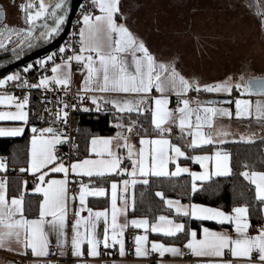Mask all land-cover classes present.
<instances>
[{
	"label": "snow or ice",
	"instance_id": "1",
	"mask_svg": "<svg viewBox=\"0 0 264 264\" xmlns=\"http://www.w3.org/2000/svg\"><path fill=\"white\" fill-rule=\"evenodd\" d=\"M249 6L256 8L264 30V3ZM138 7L126 6L125 0H85L76 22L78 30L69 34V41L59 47L58 53L35 62L44 71H48L51 62V75L40 74L37 83H30L26 74L35 65L29 63L21 71L0 77V106L9 109L0 111V121L22 122L14 127L0 126V137L21 136L30 117V92L19 98L5 89L57 92L55 107L44 108L48 126L33 125L30 129L27 156L24 166L18 169L28 178L20 179L14 190L10 189L7 158H0V250L20 257L30 254V264H56L51 257L65 256L70 247L75 264H95L102 255L112 256L117 251L120 257L128 254L125 230L131 227L142 230L134 236L133 254L137 258L158 254L156 264H166L169 254L182 258L186 253L196 258L194 264H264V222L252 223L253 205L239 204L226 212L182 202L184 197L203 190L204 182L213 177L232 175V155L219 147L228 142L230 133L218 121L234 116L264 123V100L253 102L238 97L233 112L222 106L224 101L200 100V95L231 96L237 91L241 97H264V74L246 79L243 75L239 79L228 75L210 83L195 74L186 75L178 67V57L157 55L134 30L133 12ZM17 8L25 26L0 27V36L8 34L7 39L0 41V48L12 36L22 37L12 49L19 59L25 48L32 49L38 41L50 42L61 33L67 3L39 0L38 5L21 2ZM4 15L0 10V17ZM38 22H42L43 30L37 35ZM74 71L82 79L72 93ZM69 93L71 101L67 100ZM44 103L53 101L45 97ZM70 110L109 113L110 124L117 131L113 136L91 135L86 143L87 154L81 157L69 126ZM38 118L45 119L44 115ZM134 138H138V144ZM255 139V133L232 137L233 141L246 143ZM65 144L70 146L69 153L60 151ZM188 161L198 164L200 171L189 167ZM12 163H17L16 157ZM241 167L239 175L253 186L255 207L264 213V171L255 170L247 161ZM183 176L190 177V186L187 181L179 184ZM154 179L175 180L173 191L180 187L181 192L171 197L164 190H156L153 195L163 205L160 214L151 218L136 216V188L144 186L143 201ZM89 197H104L108 206L89 207ZM33 205L36 214L30 217L26 210ZM148 211H152L151 204ZM85 212L87 215H82ZM70 215L75 219L70 224L69 238ZM193 219L200 222L199 231L189 226ZM260 219L264 220V215ZM207 221L221 228L228 225L234 235L227 229L215 231L206 227ZM149 233L172 239L183 234L184 239L182 245L166 243L150 240Z\"/></svg>",
	"mask_w": 264,
	"mask_h": 264
},
{
	"label": "rangeland",
	"instance_id": "2",
	"mask_svg": "<svg viewBox=\"0 0 264 264\" xmlns=\"http://www.w3.org/2000/svg\"><path fill=\"white\" fill-rule=\"evenodd\" d=\"M45 2L52 4L54 0ZM257 3L264 0H125L128 7L139 5L133 12L135 23L132 26L153 52L178 57V67L186 75L195 74L209 83L228 75L235 79L243 75L246 79L264 74V30L260 28L256 8L249 6ZM21 20V14L11 6L9 22L19 25ZM12 46L15 45L6 48ZM11 72L15 71L5 75ZM224 95L228 94H201L199 99ZM4 110L9 109L0 106V111ZM235 119L233 116L231 120L217 122L230 133L227 140L245 135L246 131L247 135L255 133L256 139L264 137V123L253 119L245 122L243 129L241 125L235 129ZM6 123L3 125L13 122ZM29 126L31 129L32 123ZM137 141L138 138H134V142Z\"/></svg>",
	"mask_w": 264,
	"mask_h": 264
},
{
	"label": "trees",
	"instance_id": "3",
	"mask_svg": "<svg viewBox=\"0 0 264 264\" xmlns=\"http://www.w3.org/2000/svg\"><path fill=\"white\" fill-rule=\"evenodd\" d=\"M12 49L13 48L6 50V62L0 63V66L15 59ZM27 50L29 49H24V54ZM37 60L39 59L33 60V64H35ZM23 67L15 68L12 71H21ZM30 119L35 122L32 117ZM111 119V115L104 112L82 113L78 116L75 137L79 144L81 157L87 154L86 143L91 135L110 136L115 134L117 129L110 124ZM32 121L26 125L25 132L21 136L0 137V158H7L9 167L24 166L23 162L27 156V148L31 133L29 125ZM77 129H79V131H76ZM219 147L227 150L232 155V175L226 177H213L210 182H204L203 190H198L196 193L191 194L190 198L184 197L182 201L207 204L224 210H230L233 206L248 203L253 205V207L250 208L252 223L264 222V220L260 219L263 213H260L259 209L255 207L253 186L239 175V172L242 170L241 165L244 161L253 165L255 170L264 171V138L255 139L251 143L228 140L227 143L219 145ZM205 150L210 151L211 148ZM14 157L17 158V163L15 165L12 163ZM24 175L26 174L19 172L8 174L10 178V189L14 190L19 180L23 179ZM186 181L189 182L190 186V177L187 176L181 177L179 184L183 185ZM175 183V180L171 182L164 180L161 182L154 179L150 188L145 193L143 201H141V192L144 190V186L138 185L136 188L137 208L134 214L136 216L149 215L150 218L153 215L160 214L163 205L159 201V198H155L153 194L156 190H164L168 196L176 197L181 192V188L176 187L175 191H173V185ZM31 186L32 184L30 181L28 187L30 188ZM30 199L36 198L31 197ZM88 200L89 206L91 207H105L108 204L107 199L104 197H89ZM150 204L152 207L151 212L148 211ZM26 212L30 217L35 215L36 206L33 205V207L28 208ZM204 224L213 226L218 225L211 221L204 222ZM189 226L199 229L200 222L193 219ZM180 238H184L183 234H181L178 239Z\"/></svg>",
	"mask_w": 264,
	"mask_h": 264
},
{
	"label": "crops",
	"instance_id": "4",
	"mask_svg": "<svg viewBox=\"0 0 264 264\" xmlns=\"http://www.w3.org/2000/svg\"><path fill=\"white\" fill-rule=\"evenodd\" d=\"M50 69H51V67H50ZM46 75H51V72L49 71ZM81 79H82V77H81L80 73L74 71V77H73L74 84H73L72 89L76 90V87L79 85V82H80ZM8 92H10V91H8ZM231 96L233 97V101H235V99L238 98V97L239 98H243V99H250L253 102H255L254 100H264V97H261V96H252L251 95V96H243V97H241L240 93L237 92V91ZM233 104L234 103L232 102V104H230L229 108L234 112L235 111V105H233ZM171 106H173V107L175 106V97L172 98ZM30 118L31 117H29V123H30V121H32V119H30ZM250 120H253V119L252 118L235 119L233 121L234 128L236 129L237 125H241L240 128L243 129L245 127L244 125L246 124L245 122H249ZM5 122L9 123V122H13V121H0V126H2V127H4V126L5 127H14V126H17L16 123H18V124L22 123V122H13V123H11V125H3ZM8 123H6V124H8ZM31 123H32V125H35L37 128H41L36 122L32 121ZM29 129H30V126H29ZM244 132H245V130L243 131V133ZM245 135H247V131H246ZM262 138H264V137H262ZM257 139H260V138H257ZM137 144H138V141H137ZM187 164L193 170L200 171V168H199L198 164H192L191 161H188ZM257 171H260V170H257ZM190 202H192V201H190ZM183 203H189V201H186V202H183ZM192 203H197V202H192ZM198 204H202V203H198ZM203 205H206V206H209V207H215V206H210V205H207V204H203ZM107 206H108V204H107ZM107 206H105V207H107ZM89 207H91V206H89ZM105 207H92V208L96 209V208H105ZM217 208H219V207H217ZM222 210H224V209H222ZM224 211L230 212L231 209L230 210H224ZM82 215H87V213L86 212L82 213ZM263 215H264V213H263ZM70 224H71V221H69V238H70V235H71ZM204 225L206 227H208V228H211V229L215 230V231H224V230L227 229L229 231V233H231V229L229 228L228 225H225L224 228H221L220 225H216V226L207 225V224H204ZM193 229H196L197 231H199L200 227H199V229L198 228H193ZM132 231H135L134 235H131ZM138 231H142V230H136V229H133L131 227L125 230V245H126L127 241H131L132 244H133V249H134V236L138 234ZM101 234H102V225H101ZM231 234L234 235V233H231ZM149 237H150V240H152V239L163 240L166 243H175V244H178V245H182V242H183V239H184V238H180V239L165 238L162 235L155 234V233H149ZM51 239H52V243H53L52 251L55 252L56 251V248L54 247V245H55V236H52ZM117 248H118V246H117ZM85 251H86V246H85ZM101 251H103V248H101ZM110 251H111V249H110ZM66 252H67V254L65 256H63V257H68L70 259L69 264H75V258L72 257L71 254H70V247L66 248ZM56 257L63 258V257H61L59 255H56ZM32 259L33 258L30 255L29 257H27L24 260L23 264H30V261ZM159 259H160V257L158 256V254H152V255H150L149 257H146V258H137L133 254V251L130 254L128 253L125 257H120L119 254H118V251H117L112 256L102 255L95 262V264H101V262H105V261L107 262V264H112L113 261H115V264H156V262ZM195 259H196L195 257H192L189 254L188 255H184L182 258L181 257H172L169 254L167 256L166 264H194ZM7 261H13V260L9 259V258H6V257L0 256V264H6Z\"/></svg>",
	"mask_w": 264,
	"mask_h": 264
},
{
	"label": "built area",
	"instance_id": "5",
	"mask_svg": "<svg viewBox=\"0 0 264 264\" xmlns=\"http://www.w3.org/2000/svg\"><path fill=\"white\" fill-rule=\"evenodd\" d=\"M82 4H85V0H82L81 4L79 5L77 12L75 13L74 17L72 18L69 30H68L67 34L65 35L61 45L65 44V42L69 41V34L70 33L78 30V24L76 22L79 19ZM59 47L57 49L51 51L49 54L58 53ZM56 60H57V62H59V56L58 55L56 57ZM51 66H52L51 62H48V65H47L48 71H44V70L40 69L39 65H35V67L33 69L29 70V72L26 74L29 82L30 83H37L40 79V74L46 75L50 71ZM3 76H1V77H3ZM5 90L14 93L19 98H22V96L25 92H30V95H29L30 103L28 105V110L30 112V116L34 119V121L40 127L48 126L47 123L45 122V120H47V115L44 112V108H45V106H47L49 108L55 107V97L57 95V92H54V91L44 92V90H42V89H31V90L26 89V88H15V89H13L10 87L5 89ZM75 91L76 90L72 89V93H74ZM61 95H63V94L61 93ZM45 97L47 98V100L53 101V103L45 105V103H44ZM71 99H72V94L69 93V95L67 96V100L71 101ZM94 112L95 111L84 112V111L70 110L69 126H70V129H71L73 136H75V128L77 126L78 116L82 113H94ZM41 115H44V117H45L44 120H41L38 118ZM76 143H78L77 139H76ZM60 151L62 153H69L70 152V146L68 144H65L60 148ZM14 168L16 169L15 171L13 170ZM18 169H19V167H14V166L9 167L7 175L10 173H18ZM2 175H3V173H0V176H2ZM23 178H27V176L24 175ZM73 219H75V217L70 215L69 221H72ZM134 234H135V231H132L131 235H134ZM126 249H127L129 254L132 253L133 244L131 241H127ZM185 255H188V254L186 253ZM0 256L12 259L13 261H16L17 264H23L24 260L27 257H29L30 254L26 257H20V256L13 254L12 252L0 250ZM51 259L53 261H55L56 264H69V261H70V259L68 257L58 258L56 256H53V257H51Z\"/></svg>",
	"mask_w": 264,
	"mask_h": 264
},
{
	"label": "water",
	"instance_id": "6",
	"mask_svg": "<svg viewBox=\"0 0 264 264\" xmlns=\"http://www.w3.org/2000/svg\"><path fill=\"white\" fill-rule=\"evenodd\" d=\"M81 2H82V0H66L67 14H66V19H65L64 25H63V30L61 31V33L58 36H56L55 38H53L50 42L45 43L41 47L36 48L34 50H31L28 53L21 55L19 59L15 58L12 61L1 66L0 67V77L5 75L7 72H9L15 68L23 67L24 65L32 62L33 60L41 59L44 56H47L51 51L57 49L61 45L65 35L67 34L69 27H70V24H71V21H72V18L74 17L75 13L77 12ZM206 99H215V100H219V101H224L225 103H223V104H225V105L232 104V103H230V104L227 103V101L233 102V97L228 96V95L212 96V97H207Z\"/></svg>",
	"mask_w": 264,
	"mask_h": 264
},
{
	"label": "flooded vegetation",
	"instance_id": "7",
	"mask_svg": "<svg viewBox=\"0 0 264 264\" xmlns=\"http://www.w3.org/2000/svg\"><path fill=\"white\" fill-rule=\"evenodd\" d=\"M38 1L39 0H0V10H3L5 12V15L3 17H0V27H2L4 24L9 25L10 27H16V28L24 27L25 25H24V21H23V14L18 11V8H17L18 4L21 3V2H33L34 4L38 5ZM11 6H15L17 11L22 16V20H21L19 25H16L14 23H10L9 22V15H10V7ZM47 22L50 23V24L52 23L51 20H48ZM41 23L42 22H38L37 23V29H36V34L37 35H38L39 31L43 30L42 27H40ZM7 38H8V34L5 33L3 36H0V41H3L5 39H7ZM20 38H22V37L12 36L10 42L7 43V45L5 44V46L3 48H0V63L6 62V50L14 47V46H12L10 48H8V47L6 48V46H9V45H12V44L15 45L16 44L15 42L18 43ZM44 44H45V42H43V41L35 42L36 46H34L32 49L27 50L26 53H28L29 51L34 50L36 48H39V47H41ZM25 49H27V48H25Z\"/></svg>",
	"mask_w": 264,
	"mask_h": 264
}]
</instances>
